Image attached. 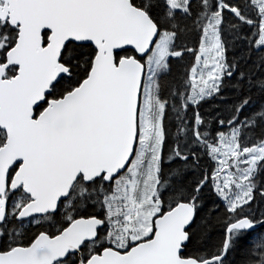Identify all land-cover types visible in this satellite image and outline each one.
Masks as SVG:
<instances>
[{"label":"snow or ice","instance_id":"snow-or-ice-1","mask_svg":"<svg viewBox=\"0 0 264 264\" xmlns=\"http://www.w3.org/2000/svg\"><path fill=\"white\" fill-rule=\"evenodd\" d=\"M0 264H264V0H0Z\"/></svg>","mask_w":264,"mask_h":264},{"label":"trees","instance_id":"trees-1","mask_svg":"<svg viewBox=\"0 0 264 264\" xmlns=\"http://www.w3.org/2000/svg\"><path fill=\"white\" fill-rule=\"evenodd\" d=\"M229 97H231V93H229ZM218 238V237H217Z\"/></svg>","mask_w":264,"mask_h":264}]
</instances>
